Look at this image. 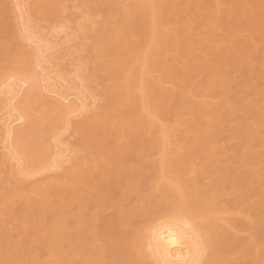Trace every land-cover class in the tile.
Segmentation results:
<instances>
[{
    "label": "bare ground",
    "instance_id": "obj_1",
    "mask_svg": "<svg viewBox=\"0 0 264 264\" xmlns=\"http://www.w3.org/2000/svg\"><path fill=\"white\" fill-rule=\"evenodd\" d=\"M27 1L0 0V136L9 139L6 149L10 153H0V175L15 177L16 182L20 183L23 179L29 182L28 179L36 178L37 184L31 187L19 185L9 191L0 190V264H73L79 253L89 255L86 264H101V258L105 254L102 244L95 245L92 250L82 248L84 244L99 240L94 229L87 231L90 224L85 221L90 219L94 223L100 217L97 211L104 207L101 199L110 184L117 186L118 189L115 190L127 193L128 184L123 173L128 165L120 161L110 162L106 151L99 153V158L94 155L74 157L67 152L63 135L72 126V131L79 134L83 141H87L89 133L97 131V140L116 136L115 141L124 149L123 146L129 143L127 137L131 126H126L121 121L130 119V116L114 117V111L118 108H123V111L133 110V114L140 117L138 120L148 125L136 136H153L152 132L157 131L164 144L161 150L150 155L142 153V157L137 156L136 162L129 165L136 167L140 173L151 170L155 174L151 191L145 190L144 184L136 187L140 189L138 198L143 204L134 211L121 210L114 219L118 233L132 226L127 231V255L134 258H128L126 264H202L207 250L217 246L219 241L232 243L235 236L251 234L257 226L264 223V216L256 211L250 212L238 223L240 228L236 226L237 216L227 210L232 204H241V200L234 198L229 199L223 208H219L214 196L208 198L207 195H198L199 205H188L192 199L187 197L188 185H194L197 178L207 170L205 166L193 164L194 160L200 158L201 149L196 146L192 152L187 153L182 148H169L168 141L181 130V122L170 125V119H163L154 110H157L154 105L160 96L159 91L171 90L163 83L162 75L170 72L166 75L169 77L175 69H171L167 59H163L160 68L152 69L153 65L160 57L169 55L181 58L170 49L174 46L176 37L171 38L167 34L169 24L159 21L153 28L141 33V38L135 32L130 40L121 28L107 33L104 31V35H100V41L93 45L92 50L95 62L99 65L96 77L104 83L103 98L107 108L102 115H91L86 120L78 121L76 118L89 113L98 99L92 96V92L88 93L85 86H82L84 84L69 78V75L62 76L60 80L51 75L48 65L52 61L49 58L56 53H52L47 42L32 35L27 27L20 30L21 27L19 29V25L14 23L15 17H22V12L24 16ZM137 1L138 9L144 16L145 5L151 6L158 13L157 0ZM31 2L38 8L41 0ZM247 5L248 0H229L223 5L217 3L206 9L209 23L198 36L204 40L207 49L201 52L196 49L182 55L186 57L185 63L190 70L193 69V64L204 68L207 62L211 63L213 50L220 56L219 65L223 63L229 49L228 46H220L218 42L223 27L219 25V18L233 9L242 16L240 10H244ZM1 30L5 33H1ZM109 49H114L111 56H108ZM186 65L184 64L187 72ZM207 89L209 88L202 90ZM73 95L75 97L71 98ZM198 102L196 110L201 119L196 121L194 129L185 130L186 137L192 131L205 134L214 128L209 125L211 119L204 118L207 112L215 111L219 104L207 98ZM256 105L260 107L261 102L258 101ZM187 108L193 107L188 103ZM115 119L119 123L114 122ZM236 119L242 127L245 126V121L240 117ZM94 122L97 124L88 125ZM203 123L208 129L202 130ZM197 140L200 141V138ZM202 145L205 153H210L216 144L208 141ZM248 154L249 151L244 152V155ZM236 155L234 153L231 159L235 160ZM121 156L120 152L118 157ZM222 157H226V154ZM214 162L218 163L215 159ZM179 164L190 175V179L184 182L185 185L173 173ZM54 171L58 173L52 174ZM223 175L224 169L218 168L216 174L209 176L212 177L211 185L216 187L222 184L220 180L228 179L225 181L231 188H239V178H222ZM51 184H56L55 197ZM94 184V189L85 193ZM92 193L95 197L89 199ZM167 194L173 197L164 198ZM262 198L264 199V195ZM19 203L21 207L18 211ZM218 203L221 204L220 201ZM201 209L205 212H201ZM48 212L54 216L49 223L45 221ZM5 222L12 227L4 233L1 226ZM21 236L26 241L23 242ZM250 238L251 236L247 239L244 237L240 247L246 243L250 245ZM107 240L110 241V238ZM7 241L11 247H7ZM257 244L258 242L256 246ZM36 245L44 248V251L41 253ZM232 245L236 244L233 242ZM78 247L80 250H77ZM243 251V258L246 259L240 264H264V256L259 259V249ZM240 259L231 252L223 257L220 264Z\"/></svg>",
    "mask_w": 264,
    "mask_h": 264
},
{
    "label": "rangeland",
    "instance_id": "obj_2",
    "mask_svg": "<svg viewBox=\"0 0 264 264\" xmlns=\"http://www.w3.org/2000/svg\"><path fill=\"white\" fill-rule=\"evenodd\" d=\"M228 1L157 0L158 13L151 6L145 5L146 16H144L138 9L137 0H41L38 8L32 4L31 0H28L24 16L22 12V17L17 16L18 19L15 17L14 23L19 25L18 28L21 27L20 30L27 27L32 35L47 42L48 47L52 48V53H56H51L52 58L49 59L52 62L48 65L49 70L52 71L51 75L55 76L56 80L69 75V78L84 84L82 86H85L88 93L92 92V96L98 99L89 113L76 118L78 121L86 120L91 115H102L107 108L106 100L103 98L104 83L96 77L99 65L95 62L92 50L93 45L100 41L98 40L100 35H104V31L107 33L121 28L126 38L130 40L135 34L141 38V33L148 28H153L154 24L159 21L169 24L167 34L171 38L176 37V42L170 49L177 52L181 58L168 55L160 57L153 65L152 69L160 68L163 59H167L171 69H175V72L171 73L172 77L171 75L166 76L170 72L162 75L163 83L171 90L169 92L159 91L160 96L156 101L157 104L154 105L157 110H154L163 119H170V125L181 122V130L177 131V135L168 141L169 148H182L187 153L192 152L196 146L201 149L200 158L194 160L193 164L199 167L205 166L207 170L204 175L197 178L194 185H188L187 197L188 199L192 197L188 205L197 207L199 205L198 195H207L208 198L214 196L219 208H223L231 198L241 200V204L236 206L232 204L227 209L228 213L237 216L238 220L235 224L240 228L238 223L244 220L250 212L258 211L259 215L264 216V199L262 198L264 195V0H248L249 5L244 10H240L242 16L236 9H233L228 10L224 16L219 18V25L223 27L222 36L218 42L220 46H228L229 49L221 65H219L220 56L215 50L212 51L211 63L207 62L204 68H198L193 64V69L190 70L185 63L186 57L182 56L196 49L197 52L207 49L204 40L198 36L209 23L206 9L217 3L223 5ZM257 15L259 17H256ZM151 19L156 21L153 22ZM1 33L5 32L1 30ZM133 33L135 34L132 35ZM228 41L230 42L227 43ZM113 50L109 49L108 56H111ZM184 64L188 69L187 72ZM132 73L135 75V72L132 71ZM204 88L209 89L203 91ZM74 97V95L71 96V98ZM202 98L211 99L219 104L215 111L207 112L204 118L211 119L209 125L214 128L205 134L192 131L186 137L185 130L194 129L196 121L201 119L196 107ZM258 101L261 102L260 107L256 105ZM188 103L193 108H187ZM121 115L130 116V119L121 121V123L131 126L127 137L129 143L123 146L124 149H121L120 143L115 141L116 136L97 140L99 135L97 131H91L87 141H83L79 134L74 133L72 126L63 135L66 150L74 157L94 155L99 158V153L106 151L110 162L120 161L128 165L123 173V177L127 179V193L120 189L115 190L118 189L117 186L110 184V188L105 191L101 199L104 207L97 211L100 217L94 223L90 219L85 221L90 224L87 231L94 229L99 240L84 244L82 248L92 250L95 245L102 244L105 254L101 258V264H126L128 258L130 260L134 258L130 254L129 257L127 255L129 253L127 231L132 226L118 233L114 219L121 210L134 211L143 204L138 198L140 189H136L137 186L144 184L145 190L151 191L152 189L155 173L151 170L140 173L136 167L129 165L136 162L137 156L142 157V153L144 155L154 154L164 145L157 131L152 132L153 136H136L148 125L144 121L140 122L138 120L140 117L137 114L134 115L133 110L123 111V108H118L114 111V117ZM238 117L245 121L244 127L236 119ZM224 121L225 124H223ZM97 122L88 125L94 126ZM114 122L119 123V120L115 119ZM205 129L208 127L203 123L202 130ZM198 138L200 141L197 140ZM8 141L7 137L0 136V153L8 152L6 149ZM208 141L216 145L212 152L205 153L202 143L207 144ZM245 151H249L250 154L244 155ZM120 152L122 156L118 157ZM234 153L237 155L235 160H232ZM224 154L226 157H222ZM7 155L10 153L8 152ZM214 159L218 161L217 164ZM180 165L174 168L173 173L184 184L190 179V175L186 174L184 166L180 167ZM220 167L224 169L222 178H239V188H231L225 181L228 179L220 180L222 184L216 187L211 185L210 178L212 177L209 176L216 174ZM56 173L58 172H52V174ZM28 180L29 182L23 179L20 183L16 182L15 177L7 174L5 177L0 175V190L9 191L19 185L31 187L37 184L36 178ZM50 186L55 197L56 184ZM94 187L95 184L85 193L90 192ZM78 189L79 187L76 188ZM94 197V193L89 195V199H94ZM171 197L173 195L167 194L164 198ZM219 201L221 204L218 203ZM20 207L21 203L18 204V211ZM200 211L205 212L204 209ZM85 212L88 213L87 210ZM53 219V213L48 212L45 215L47 223ZM11 227L10 223L5 222L1 229L5 233ZM242 233L246 234L244 231ZM247 235L251 236L250 245L246 243L240 247L243 238L247 239ZM108 238L110 241L107 240ZM20 239L23 242L26 241L23 236ZM233 242L236 245H232ZM233 242L223 240L219 241L217 246L209 248L202 264H220L223 257L231 252L241 259L237 262L232 260L229 264H240L246 259L243 258V250L259 249V259H261L264 256V223L257 226L251 234L235 236ZM257 242L259 247L256 246ZM8 246L11 247L7 241ZM36 248L41 253L44 251L41 246L36 245ZM77 250H80V247ZM88 260L89 255L79 253L73 260V264H86Z\"/></svg>",
    "mask_w": 264,
    "mask_h": 264
}]
</instances>
